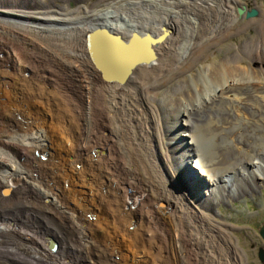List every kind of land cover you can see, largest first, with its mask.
Instances as JSON below:
<instances>
[{
	"label": "bare ground",
	"instance_id": "1",
	"mask_svg": "<svg viewBox=\"0 0 264 264\" xmlns=\"http://www.w3.org/2000/svg\"><path fill=\"white\" fill-rule=\"evenodd\" d=\"M27 1L0 0V261L248 264L215 207L264 182L262 8L242 22L240 0ZM98 25L165 37L108 83L86 48ZM252 26L242 53L211 62Z\"/></svg>",
	"mask_w": 264,
	"mask_h": 264
},
{
	"label": "rangeland",
	"instance_id": "2",
	"mask_svg": "<svg viewBox=\"0 0 264 264\" xmlns=\"http://www.w3.org/2000/svg\"><path fill=\"white\" fill-rule=\"evenodd\" d=\"M31 1V5L34 6H56V7H64V8H76L80 5H88L91 3H96L99 0H46L45 4H42L40 0H38L40 3L37 4L35 0H28L27 5L30 6L29 2ZM241 3H245L248 8L247 11H250L252 9H255L254 2H256L263 10L264 12V0H240ZM33 8V6H32ZM240 8L245 9L246 7L242 6ZM239 8H237L238 10ZM246 16V15H245ZM259 17V16H258ZM253 19V18H251ZM250 19H246V17L243 18L242 22H246ZM240 24V23H239ZM230 32H233V30H230ZM259 29L257 27H250L247 31L241 34H235L228 40H223L222 43H219L217 47L212 48L211 53H215V58L211 57V62H213V59L216 61L220 59H224L228 56H231L232 54H236L237 51L241 52V46L248 41L254 40L259 38ZM239 48V49H238ZM74 61V68L81 70L79 67V64L77 61ZM243 66V64H242ZM82 71V70H81ZM194 73V72H193ZM31 84L25 86L24 88H29ZM260 86H263L262 84ZM35 99V95H22L20 97V100L24 101V104H17V106L14 107V109L19 111V120H24L30 115L28 114L29 111H23V107H32L28 105L32 100ZM236 116H238L236 114ZM40 117H38L39 119ZM225 127V126H223ZM173 144H176L178 147L179 141H172ZM175 146V145H174ZM173 146V147H174ZM173 149V148H172ZM173 152V151H172ZM186 153V152H185ZM245 167V166H244ZM243 167V169H244ZM253 172V171H250ZM245 174H249V171H245ZM238 179L242 178L241 175H236ZM237 179V178H236ZM249 185V184H248ZM255 189H250V192L244 191L242 192L243 195H237L235 199L232 198H226L217 208V210L220 212V216L216 217L217 221H222L224 223L232 225V227H236L237 229L231 230L233 231V234L239 238L240 245L247 251L248 253V264H263L259 259V250L262 248L264 249V239L260 235L261 227L264 224V182L263 180H256L255 181ZM244 189H246L244 187ZM228 195V194H227ZM209 197V198H208ZM207 198L203 197V200H210L211 202V196H208ZM213 197V196H212ZM238 198V199H237ZM201 199V201L203 202ZM214 201V200H213ZM216 203V202H215ZM219 207V208H218ZM22 217H25V213H22ZM218 218V219H217ZM223 218V219H222ZM229 229V228H228ZM227 229V230H228ZM0 264H11L7 261H0Z\"/></svg>",
	"mask_w": 264,
	"mask_h": 264
},
{
	"label": "water",
	"instance_id": "3",
	"mask_svg": "<svg viewBox=\"0 0 264 264\" xmlns=\"http://www.w3.org/2000/svg\"><path fill=\"white\" fill-rule=\"evenodd\" d=\"M238 14L240 16L245 14L246 19H251L257 18L259 11L252 9L246 12L245 9L239 8ZM164 37L165 35L155 37L149 33L144 35L133 33L129 38H124L108 27L99 26L86 36V48L90 60L104 80L108 83L120 84L127 82L136 66L150 63L155 59L156 53L153 45ZM188 161L191 162L190 159ZM201 187L203 188L204 185ZM260 235L264 239V224ZM259 259L264 263V249L262 248L259 250Z\"/></svg>",
	"mask_w": 264,
	"mask_h": 264
}]
</instances>
